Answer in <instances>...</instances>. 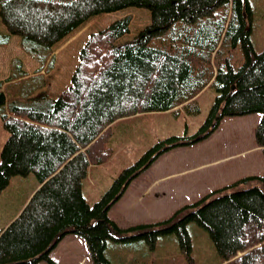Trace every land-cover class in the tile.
I'll list each match as a JSON object with an SVG mask.
<instances>
[{"label": "trees", "instance_id": "obj_1", "mask_svg": "<svg viewBox=\"0 0 264 264\" xmlns=\"http://www.w3.org/2000/svg\"><path fill=\"white\" fill-rule=\"evenodd\" d=\"M130 7L148 10L150 24L126 38L132 23L126 16L91 33L72 85L50 98L41 72L54 67L53 46L91 18ZM251 21L248 0H0V47L18 36L23 51L41 64L27 77L22 60H13L8 83L20 85L14 90L23 100L7 102L0 92L9 134L0 153V197L14 176L33 174L39 182L16 219L0 227V264H58L50 253L71 234L85 239L93 264H113L106 256L109 241L142 240L154 249L159 237L171 234L192 260L191 222L207 231L223 261L264 243V175L214 190L159 222L122 229L109 217L132 181L161 154L206 139L223 117L261 113L254 137L264 156V49L254 51ZM161 35L163 45H153ZM237 42L244 63L236 70L228 58L217 63L218 54ZM209 84L217 96L195 134L159 140L98 201L87 202L83 180L90 167L111 158L116 121L180 107L197 114L195 99Z\"/></svg>", "mask_w": 264, "mask_h": 264}, {"label": "rangeland", "instance_id": "obj_2", "mask_svg": "<svg viewBox=\"0 0 264 264\" xmlns=\"http://www.w3.org/2000/svg\"><path fill=\"white\" fill-rule=\"evenodd\" d=\"M248 2L252 9L251 41L255 53H260L264 49V0ZM126 16L132 17L131 33L126 38H131L151 22L150 12L136 7L91 18L57 44L54 67L45 78L51 84L65 82V86L69 83L79 62V52L88 36ZM3 30L0 25V31ZM14 37L17 39L11 46L0 52L1 78L7 76L5 70H11L14 59H21L29 71L37 66L22 48L18 49L20 38ZM163 37L154 38L153 45L162 46ZM226 58L235 70L244 63L245 55L240 42L235 46H227L218 54L217 63L224 62ZM17 86L20 85L6 87V90ZM216 96L214 85L209 84L195 99L200 108L197 114L188 113L180 107L178 111L144 113L116 121L112 125L113 136L109 142L111 158L97 167H90L88 176L83 180V195L87 202L93 205L98 201L118 174L133 165L159 140L195 134L207 119ZM1 114L0 111V153L9 136ZM261 116V113H253L223 117L217 129L206 139L164 152L132 181L125 194L110 209L109 217L122 229L159 222L169 218L181 207L199 201L206 194L241 178L263 176L264 156L254 137V127ZM13 178L0 198V222L4 219L9 224L21 213V204L33 191L32 186L39 184L33 174ZM188 231L192 239V260L182 253L174 234L159 237L160 242H156L154 249H150L146 242L138 241L148 250L142 260L140 256L143 252L133 247L132 243L109 241L106 256L113 264H166L158 261L161 255L173 257L175 252L177 257L172 259L173 264H216L220 257L207 231L193 222L188 224ZM60 243V247L50 253V257L58 264H93L83 237L71 234ZM38 264L48 263L40 261Z\"/></svg>", "mask_w": 264, "mask_h": 264}, {"label": "crops", "instance_id": "obj_3", "mask_svg": "<svg viewBox=\"0 0 264 264\" xmlns=\"http://www.w3.org/2000/svg\"><path fill=\"white\" fill-rule=\"evenodd\" d=\"M1 25V23H0ZM3 28V27H2ZM4 29V28H3ZM0 32H4L3 31H0ZM73 33V32H72ZM71 33V34H72ZM71 34H69L67 37H65L63 40H65L66 38H68ZM17 39V38H13V40L11 41V44L13 43V41ZM62 40V41H63ZM60 41V42H62ZM59 42V43H60ZM21 40L18 39V43H17V47L18 49L21 50ZM57 43V44H59ZM10 44V46H11ZM54 45L53 46V54H54V50H55V47L57 46ZM7 47H0V52H3L4 50H6ZM25 54H27L25 51H24ZM28 55V54H27ZM55 55V54H54ZM29 56V55H28ZM56 58V56H55ZM33 61H35V63L37 64V66H35L33 69L31 68V70H27V66L24 65V63L22 62V70L24 71V74L27 75V77L29 76H33L36 72H38L41 67V64L40 62L36 61L35 59L32 58ZM13 62V61H12ZM13 64V63H12ZM77 66V65H76ZM21 70V71H22ZM1 71V69H0ZM52 71V70H51ZM5 73L7 74V76H5L4 78H1L0 77V92L3 91L4 93L6 92V100L7 102H10V101H13V100H23L19 95H18V92H19V89L17 90H14L15 88L13 89H10V90H6V87H12L14 85V83H8L9 80L11 79V75L13 74V70L11 68V70H9L8 68H6L5 70ZM42 74H44V78L46 77L47 73H44V70H42L41 72ZM72 79V77H71ZM45 81H46V86L44 87V89H42L43 91H45L47 93V95L52 98V99H57L60 94L65 91L66 89H68L71 85H72V82L70 80L69 83L65 84L64 86V83H59V82H54V84H51V82L45 78ZM16 84V83H15ZM51 89V90H50ZM42 90H37L35 92V94L39 93L40 91ZM94 167V166H93ZM97 167V166H96ZM18 177V176H17ZM14 179L13 177L11 178V180ZM39 186V184H38ZM38 186H32L33 188V191L29 194V196L27 198L24 199L23 203L21 204V209L23 210V208L26 206L25 204H27V199H29V197L32 196L33 192L35 191V189L38 188ZM2 195V194H1ZM1 198V197H0ZM24 206V207H23ZM19 209V210H21ZM19 213V211L17 212V214ZM19 215V214H18ZM9 225V222L8 221H4V219H2V222H0V227L1 228H5ZM166 236H163L162 238H164ZM172 239V238H170ZM63 241V240H62ZM172 241V240H171ZM157 242H160V240L158 239ZM129 243H132L133 247H136V249L140 248L141 251L143 252V255L141 253V256H140V259L142 260L144 258V254L148 251L145 246L143 244H139L140 242L138 241H132V242H129ZM61 244V243H60ZM60 245H58L54 250H56L57 248H59ZM156 248V247H155ZM176 251V250H175ZM261 253L264 254V243L248 250V251H245V252H240L237 254L236 257H234L233 259L229 260V261H223L221 258L220 259H217L216 260V264H264V256L261 255ZM174 256H169L167 254H163L161 255V259L158 260L160 263L161 262H164L166 264H173V261L172 259L173 258H176L177 256L175 255V252L173 253ZM146 260V259H145Z\"/></svg>", "mask_w": 264, "mask_h": 264}, {"label": "bare ground", "instance_id": "obj_4", "mask_svg": "<svg viewBox=\"0 0 264 264\" xmlns=\"http://www.w3.org/2000/svg\"><path fill=\"white\" fill-rule=\"evenodd\" d=\"M93 166V165H92Z\"/></svg>", "mask_w": 264, "mask_h": 264}]
</instances>
